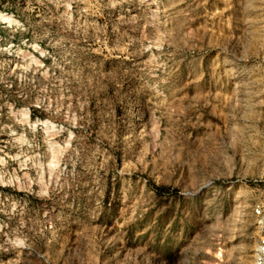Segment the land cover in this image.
I'll list each match as a JSON object with an SVG mask.
<instances>
[{"label": "rangeland", "instance_id": "rangeland-1", "mask_svg": "<svg viewBox=\"0 0 264 264\" xmlns=\"http://www.w3.org/2000/svg\"><path fill=\"white\" fill-rule=\"evenodd\" d=\"M0 14V264H254L264 0Z\"/></svg>", "mask_w": 264, "mask_h": 264}, {"label": "built area", "instance_id": "built-area-1", "mask_svg": "<svg viewBox=\"0 0 264 264\" xmlns=\"http://www.w3.org/2000/svg\"><path fill=\"white\" fill-rule=\"evenodd\" d=\"M264 182V172L261 178ZM255 215L259 218L262 228V235L258 239V244L254 254V264H264V204H258L254 208Z\"/></svg>", "mask_w": 264, "mask_h": 264}, {"label": "bare ground", "instance_id": "bare-ground-1", "mask_svg": "<svg viewBox=\"0 0 264 264\" xmlns=\"http://www.w3.org/2000/svg\"><path fill=\"white\" fill-rule=\"evenodd\" d=\"M0 17L3 18L4 20L7 19V21H9V20H13L10 16H7V15H5V14H0ZM3 19H2V20H3Z\"/></svg>", "mask_w": 264, "mask_h": 264}]
</instances>
